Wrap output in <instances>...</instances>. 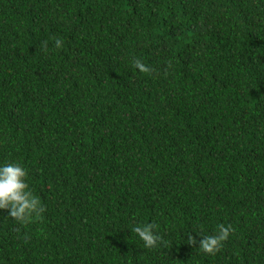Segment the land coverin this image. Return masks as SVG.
I'll return each mask as SVG.
<instances>
[{
  "label": "trees",
  "instance_id": "obj_1",
  "mask_svg": "<svg viewBox=\"0 0 264 264\" xmlns=\"http://www.w3.org/2000/svg\"><path fill=\"white\" fill-rule=\"evenodd\" d=\"M5 160L45 211L0 264H264V0H0Z\"/></svg>",
  "mask_w": 264,
  "mask_h": 264
},
{
  "label": "clouds",
  "instance_id": "obj_2",
  "mask_svg": "<svg viewBox=\"0 0 264 264\" xmlns=\"http://www.w3.org/2000/svg\"><path fill=\"white\" fill-rule=\"evenodd\" d=\"M60 46L61 41H55ZM134 66L141 72L149 71L147 65L141 60L133 61ZM28 171L18 161L5 160L0 162V210H7L6 215L23 224L39 218L45 211V206L34 194L28 183ZM231 225L219 223L213 234L196 233V240L191 232L187 235L189 244L198 243L200 251L213 254L222 247L223 241L228 238L232 231ZM131 231L142 241L147 249L166 246L168 241L164 240L159 233L155 222L137 223L131 227Z\"/></svg>",
  "mask_w": 264,
  "mask_h": 264
}]
</instances>
